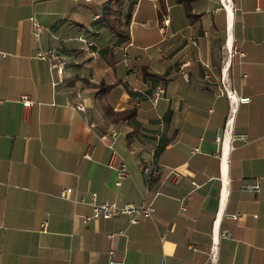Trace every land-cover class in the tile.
<instances>
[{"label":"crops","instance_id":"0c3cea01","mask_svg":"<svg viewBox=\"0 0 264 264\" xmlns=\"http://www.w3.org/2000/svg\"><path fill=\"white\" fill-rule=\"evenodd\" d=\"M129 1L0 0V264H264V0ZM91 191L153 210L84 221Z\"/></svg>","mask_w":264,"mask_h":264},{"label":"built area","instance_id":"2783aa9c","mask_svg":"<svg viewBox=\"0 0 264 264\" xmlns=\"http://www.w3.org/2000/svg\"><path fill=\"white\" fill-rule=\"evenodd\" d=\"M29 20L30 23L33 27V35L35 37L38 36L39 31L41 30V24L39 23V21L36 19L35 16L30 15L29 16ZM203 33H205L203 31ZM90 54L93 55L94 51L93 50H89ZM234 52V50H233ZM232 50L229 49V51H227V54L229 53V55L233 54ZM37 56L41 59H45L48 61L49 67L55 68V70L60 73L61 72V68H62V63L63 61L58 57V55L54 52H48V53H44L41 51H38ZM162 92V88L161 87H154L153 91H152V96H151V101L154 103L156 101V99L158 98L159 94ZM226 96L228 97V99L233 98L235 101H239V102H246L248 101L249 97L248 96H236L234 95L232 92L230 91H225ZM18 101L20 102V104L22 105V107H29L32 103V98L30 97V95H28L27 93H20L18 96ZM74 107L77 109H82L83 105L80 101H77L74 103ZM111 134H114V131L111 130ZM238 138L245 140L246 136L243 134H238L236 135ZM216 139H218V134L216 135ZM82 156L84 158L90 159L91 158V147L88 146L87 149L82 153ZM108 165L111 167V162L108 163ZM139 169L142 171V173L144 175H146V177L151 178L153 176L156 175L157 173V169L154 165L149 164L147 162H141L138 165ZM115 173H116V179L114 181V183L116 185L120 184L121 180L127 176L128 172H127V168L125 166V164L123 162H119L115 167ZM178 177V174L176 172L172 173L171 179L175 180ZM192 184L196 185L195 182H191ZM242 188L244 189H249L252 191H256L258 189V184L256 182H252V183H244L242 184ZM70 187H63L59 190L58 195L60 197H65L69 192H70ZM184 197H180L179 198V202H180V209H183V205L181 204L183 201ZM80 200H82V197L79 198ZM89 204H90V213L87 215H84L82 218L84 221H87L89 219H96V218H109L115 215H119V214H123L127 217V221L129 223H135L138 220V217H149L152 210H153V206L151 204V201H145V200H141L137 203L135 202H125L123 204H117L113 201H101V202H97L96 201V196H95V192L91 191L89 193V200H88ZM45 224V221L41 222V225L43 226ZM108 235H111L110 233ZM107 262L106 264H126L123 263L121 260H117L113 257V250L110 248L107 250ZM216 255L213 251H210L208 254V263L206 264H216ZM159 264H162V259H160Z\"/></svg>","mask_w":264,"mask_h":264},{"label":"trees","instance_id":"16d2710c","mask_svg":"<svg viewBox=\"0 0 264 264\" xmlns=\"http://www.w3.org/2000/svg\"><path fill=\"white\" fill-rule=\"evenodd\" d=\"M176 2H179L182 6L183 9L185 11V13L187 15H189L190 12V0H175ZM133 0L128 2V8L132 5ZM114 8L113 6H105L104 7V14H110L111 11H113ZM104 15V20L108 22V25L110 26V28L112 30H114L116 32V34L121 35V36H125V33L122 29H120L119 27V22H118V16H114V14L111 17L105 16ZM126 18L129 19V12H127ZM106 22V23H107Z\"/></svg>","mask_w":264,"mask_h":264}]
</instances>
